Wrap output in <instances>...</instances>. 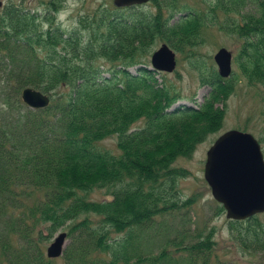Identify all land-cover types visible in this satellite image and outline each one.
<instances>
[{
	"label": "trees",
	"instance_id": "1",
	"mask_svg": "<svg viewBox=\"0 0 264 264\" xmlns=\"http://www.w3.org/2000/svg\"><path fill=\"white\" fill-rule=\"evenodd\" d=\"M24 1L0 11V224L12 240L3 243L8 264H54L44 247L65 226L73 240L64 264H236L219 257L213 232L169 236L158 253L139 245L158 217L195 201L179 196L189 171L174 163L221 129L239 75L262 86L264 98V0H203L202 9L152 0L155 11L143 8L148 3L108 5L71 29L59 21L67 0H41V10ZM213 27L240 41V74L224 78L195 52ZM159 41L199 66L201 85L211 87L202 102L193 97L194 106L169 110L184 96L166 72L148 68ZM26 86L50 94L51 103L28 106ZM112 135L119 152L100 148ZM95 188L111 196L89 198ZM229 221L238 252H264V213Z\"/></svg>",
	"mask_w": 264,
	"mask_h": 264
},
{
	"label": "rangeland",
	"instance_id": "2",
	"mask_svg": "<svg viewBox=\"0 0 264 264\" xmlns=\"http://www.w3.org/2000/svg\"><path fill=\"white\" fill-rule=\"evenodd\" d=\"M5 5L11 0H0ZM19 2L20 0H13ZM41 0H25V4L32 6L34 9H42L43 2ZM186 7L202 9L204 7L203 0H178ZM116 7L113 0H67L66 8L60 13L59 21L62 26L67 29L77 26L79 17L87 13H93L103 6ZM145 9L155 11L157 5L155 1L150 0L146 4ZM0 11L2 8L0 7ZM182 12V11H181ZM182 13H177L172 22H175ZM163 41H159L151 51L148 58V67H151V56L153 51L158 48ZM167 43V42H166ZM227 47L234 53V73L232 75L240 74V69L236 61V56L240 49V41L232 36L224 33L218 27H213L208 30L205 41L195 48V52L202 56L208 62V66H215L218 70L214 55L221 47ZM172 47V46H171ZM173 48V47H172ZM174 49V48H173ZM176 50V49H174ZM177 52V68L173 72H166L174 85L180 89L184 96L180 103L194 104L192 98L202 102L205 96L209 93L211 87L209 85H201L199 66L191 64V58H187V54L178 50ZM206 68L205 66H203ZM137 66L130 67L131 71H136ZM165 72V71H163ZM3 73L0 74L2 76ZM231 75V76H232ZM160 76V75H159ZM161 78V77H160ZM0 89L4 87V83H0ZM234 92L229 96L226 105V113L221 129L209 136L207 140L201 142L192 156L180 157L174 163L175 166L183 167L189 171L186 176L180 177L178 182V193L183 200L191 197L195 201L190 205L183 206L179 213L165 215L158 217L153 226L143 232L140 236L139 249L144 252L158 253L165 245L167 237H174L181 232L187 231L190 239H196L197 234L202 233L207 235L213 232V239L217 241L215 248L221 259L235 260L236 264H258L264 263V252H259L255 255L244 254L242 251L238 252L235 248V240L231 237L230 221L226 215V210L219 212V206L222 205L212 194L211 187L205 178V165L207 160V152L215 140L225 131L230 129H240L251 132L260 141L264 151V98L263 87L260 85H251L239 75ZM0 90V91H1ZM175 105V106H176ZM2 98L0 95V113H2ZM143 124V121H138L137 125ZM118 135H112L100 142L102 150H109L111 152H119ZM89 198L104 199L111 195L107 188H95L88 192ZM264 213V212H263ZM70 223V222H69ZM5 227L0 224V264H8L3 243L12 242L10 237L5 233ZM69 233V226L60 228L55 235L47 241L44 247V252L47 256V247L54 240L56 234L61 231ZM178 230V231H177ZM183 238V237H182ZM72 237L67 236L62 255L55 257L54 264H64L65 250L72 242ZM138 243V241H137ZM173 249L176 246L172 245ZM97 256V254L95 255ZM49 257V256H48ZM52 258V257H50ZM133 261V260H132Z\"/></svg>",
	"mask_w": 264,
	"mask_h": 264
},
{
	"label": "water",
	"instance_id": "3",
	"mask_svg": "<svg viewBox=\"0 0 264 264\" xmlns=\"http://www.w3.org/2000/svg\"><path fill=\"white\" fill-rule=\"evenodd\" d=\"M150 0H113L118 7L142 4ZM219 74L229 77L234 70V54L223 46L214 55ZM151 68L173 72L177 68V52L163 42L151 56ZM23 101L32 108L47 107L50 94L26 86ZM205 178L212 194L225 208L229 219H247L264 212V151L251 132L230 129L222 133L207 152ZM68 232L59 231L47 247V255H62Z\"/></svg>",
	"mask_w": 264,
	"mask_h": 264
},
{
	"label": "flooded vegetation",
	"instance_id": "4",
	"mask_svg": "<svg viewBox=\"0 0 264 264\" xmlns=\"http://www.w3.org/2000/svg\"><path fill=\"white\" fill-rule=\"evenodd\" d=\"M3 6H4V5L2 4V1H0V7L3 8Z\"/></svg>",
	"mask_w": 264,
	"mask_h": 264
}]
</instances>
